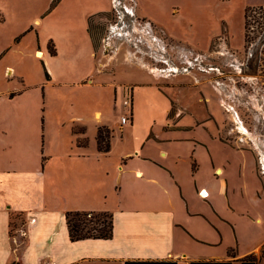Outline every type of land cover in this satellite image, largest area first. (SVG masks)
<instances>
[{
    "label": "crops",
    "instance_id": "obj_1",
    "mask_svg": "<svg viewBox=\"0 0 264 264\" xmlns=\"http://www.w3.org/2000/svg\"><path fill=\"white\" fill-rule=\"evenodd\" d=\"M53 1L0 0V264H264L256 152L212 130L214 116L172 115L170 102L147 126L135 99L129 123L104 117L95 102L108 85L92 75L107 56L90 20L115 0H61L53 10L72 8L69 29L46 15ZM44 68L48 82L67 79L29 85L26 74ZM68 212L112 214V238L72 241ZM12 217L25 218V234L12 236Z\"/></svg>",
    "mask_w": 264,
    "mask_h": 264
},
{
    "label": "rangeland",
    "instance_id": "obj_2",
    "mask_svg": "<svg viewBox=\"0 0 264 264\" xmlns=\"http://www.w3.org/2000/svg\"><path fill=\"white\" fill-rule=\"evenodd\" d=\"M260 1L115 0L106 16L90 20L96 49L107 56L98 54L106 65L97 63L92 75L95 84L108 85L95 105L104 117L120 119L122 112L131 121L134 106L126 109L124 100L133 96L144 126L166 117L168 102L172 115L191 108L214 116L207 123L212 130L219 123L229 143L256 152L264 186V5L248 6ZM28 5L26 22L36 13ZM48 9L53 23L61 19L66 29L76 20L71 7ZM44 69V76L43 69L26 74L27 83L59 86L67 79L48 82ZM25 221H11L13 237L23 234Z\"/></svg>",
    "mask_w": 264,
    "mask_h": 264
},
{
    "label": "trees",
    "instance_id": "obj_3",
    "mask_svg": "<svg viewBox=\"0 0 264 264\" xmlns=\"http://www.w3.org/2000/svg\"><path fill=\"white\" fill-rule=\"evenodd\" d=\"M61 0H54L50 9H54ZM91 33V31H90ZM95 43V38L91 33ZM52 54L55 49H49ZM49 78L48 73H46ZM111 136L105 129H100L98 133V146L102 151H109ZM14 217H12V220ZM66 223L69 230V235L72 241H80L89 238L95 239H110L113 236V216L110 213H93V212H68L66 213ZM241 264H257L255 257L240 260ZM19 264V263H12ZM132 264H168L165 262H144ZM200 264H230L204 262Z\"/></svg>",
    "mask_w": 264,
    "mask_h": 264
},
{
    "label": "built area",
    "instance_id": "obj_4",
    "mask_svg": "<svg viewBox=\"0 0 264 264\" xmlns=\"http://www.w3.org/2000/svg\"><path fill=\"white\" fill-rule=\"evenodd\" d=\"M134 12V11H133ZM132 12V14L130 13V17H133L135 14ZM132 102H133V98L131 97V96H128L125 100H124V106L126 107V109H128V110H131L132 109ZM121 122H122V124H127V123H129L130 122V120H129V118L127 117V116H125V115H123L122 117H121ZM203 192L201 191V194H202ZM23 234H25L24 233V231H23Z\"/></svg>",
    "mask_w": 264,
    "mask_h": 264
}]
</instances>
